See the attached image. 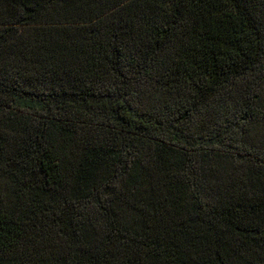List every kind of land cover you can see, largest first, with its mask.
<instances>
[{"label":"trees","instance_id":"obj_1","mask_svg":"<svg viewBox=\"0 0 264 264\" xmlns=\"http://www.w3.org/2000/svg\"><path fill=\"white\" fill-rule=\"evenodd\" d=\"M0 264H264V0H0Z\"/></svg>","mask_w":264,"mask_h":264}]
</instances>
